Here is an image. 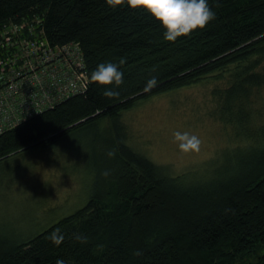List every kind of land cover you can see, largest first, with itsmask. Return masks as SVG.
I'll list each match as a JSON object with an SVG mask.
<instances>
[{"label":"trees","instance_id":"trees-1","mask_svg":"<svg viewBox=\"0 0 264 264\" xmlns=\"http://www.w3.org/2000/svg\"><path fill=\"white\" fill-rule=\"evenodd\" d=\"M208 4L215 19L173 42L127 0H0V21L39 16L52 44L78 42L89 79L84 90L0 133V159L85 125L96 126L91 145L102 148L88 201L32 236L0 235V264H264V0ZM120 58L118 89L90 79L99 64ZM152 77L157 86L144 92ZM205 80L214 113L238 140L221 175L173 174L126 142V109ZM107 89L119 96L105 97ZM105 117L109 137L99 129ZM57 230L59 246L49 238Z\"/></svg>","mask_w":264,"mask_h":264},{"label":"rangeland","instance_id":"rangeland-1","mask_svg":"<svg viewBox=\"0 0 264 264\" xmlns=\"http://www.w3.org/2000/svg\"><path fill=\"white\" fill-rule=\"evenodd\" d=\"M211 88L212 81L196 82L126 109V142L173 174L218 177L237 155L231 148L238 140L214 113ZM262 94L264 108V88ZM95 127L73 128L50 146L33 145L0 159V235L12 242L32 236L88 201L94 191L96 154L102 151L91 145ZM99 129L105 137L113 135L108 117L99 122ZM176 131L196 134L202 140L200 151L182 152L174 142Z\"/></svg>","mask_w":264,"mask_h":264},{"label":"built area","instance_id":"built-area-1","mask_svg":"<svg viewBox=\"0 0 264 264\" xmlns=\"http://www.w3.org/2000/svg\"><path fill=\"white\" fill-rule=\"evenodd\" d=\"M78 42L52 44L39 16L0 21V133L85 89Z\"/></svg>","mask_w":264,"mask_h":264},{"label":"clouds","instance_id":"clouds-1","mask_svg":"<svg viewBox=\"0 0 264 264\" xmlns=\"http://www.w3.org/2000/svg\"><path fill=\"white\" fill-rule=\"evenodd\" d=\"M109 6L121 3V0H106ZM132 8L143 7L149 11L166 29L164 39L175 41L178 37L186 36L196 29H203L210 21L215 19L216 14L208 4V0H149L147 3H137L136 0H127ZM126 63V58H120L119 64L112 62L101 63L96 70L91 73L90 79L101 86L114 85L118 89L124 83V73L120 71V66ZM158 81L156 77L150 78L144 92H150L156 87ZM103 95L108 98L119 96L115 89H107ZM174 142L178 143L179 149L184 152H199L202 140L191 132L176 131L173 133ZM115 152L110 151L109 156H114ZM104 175H108L107 172ZM50 240L59 246L63 242V235L59 230L50 235ZM75 239L82 240L77 235ZM56 264H64L62 259H58Z\"/></svg>","mask_w":264,"mask_h":264},{"label":"snow or ice","instance_id":"snow-or-ice-1","mask_svg":"<svg viewBox=\"0 0 264 264\" xmlns=\"http://www.w3.org/2000/svg\"><path fill=\"white\" fill-rule=\"evenodd\" d=\"M137 3H147L149 0H136Z\"/></svg>","mask_w":264,"mask_h":264},{"label":"water","instance_id":"water-1","mask_svg":"<svg viewBox=\"0 0 264 264\" xmlns=\"http://www.w3.org/2000/svg\"><path fill=\"white\" fill-rule=\"evenodd\" d=\"M84 119H82V120H79V121H77L76 123H78V122H80V121H83Z\"/></svg>","mask_w":264,"mask_h":264}]
</instances>
